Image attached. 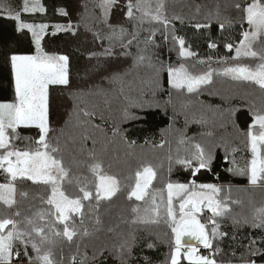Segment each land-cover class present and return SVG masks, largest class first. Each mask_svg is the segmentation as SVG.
<instances>
[{
    "label": "trees",
    "instance_id": "obj_1",
    "mask_svg": "<svg viewBox=\"0 0 264 264\" xmlns=\"http://www.w3.org/2000/svg\"><path fill=\"white\" fill-rule=\"evenodd\" d=\"M27 1L0 0V103L17 101L13 57L36 54L20 25H47L42 48L67 58L68 82L48 88L45 147L83 214L70 219L73 237L50 235L60 229L50 186L16 181V202L0 200V237L8 238L0 264H188L178 260L169 211L188 215L180 204L204 186L219 188L220 212L199 221L209 264H264V122L255 123L264 119V83L222 75L264 68V29L254 53L237 56L264 0H37L43 11L33 15ZM180 65L208 79L178 90L169 72ZM7 135L0 190L9 174L2 160L40 149L37 127ZM149 168L155 180L138 202L134 186ZM104 176L117 181L110 199L98 192ZM170 187L185 191L172 204ZM137 216L143 226L129 223Z\"/></svg>",
    "mask_w": 264,
    "mask_h": 264
},
{
    "label": "rangeland",
    "instance_id": "obj_2",
    "mask_svg": "<svg viewBox=\"0 0 264 264\" xmlns=\"http://www.w3.org/2000/svg\"><path fill=\"white\" fill-rule=\"evenodd\" d=\"M42 11L43 6L40 1L30 0L24 5V12L28 15L37 14ZM251 22L254 23V32L249 36L245 35L244 43L237 52L239 59L248 58L254 53V46L259 37L257 33L264 29V11L259 10L257 6L252 10ZM23 23L20 25V29L27 30L32 35L36 54L34 56H16L12 59V66L15 69L14 81L17 91V101L14 103H0V149H5L9 145L8 131H13L19 127H37L41 131V139L38 142L40 149L30 152H11L7 155L11 163L17 165L15 170L8 171L9 174L6 177L7 184L0 190V194L5 198H0V200L4 203L16 202L17 192L15 194V191L17 189L16 181L18 180L29 179L33 184L50 186V203L55 209L53 213L55 219L60 223V229L50 230L48 234H57L56 232L64 229L66 236L71 238L73 237V233L68 228L70 219L80 217L83 214V203L80 199H72L65 195L62 183L66 178L67 172L62 162L57 160L54 154L50 153L45 147L48 131V88L51 84H67L68 60L65 56H55L44 52L42 43L49 28L47 25ZM186 55L190 57L189 54L186 53ZM222 75L235 79L264 81V68H260L258 72L243 67L227 68L222 72ZM207 79L208 77L206 76L198 77L196 73L187 70L182 65L174 67L169 72L170 83L178 90H193ZM263 122L264 119L255 120L256 124L261 125ZM24 158L30 160L25 164L26 170L18 171V164ZM96 167L100 166L96 165ZM253 167L254 174L257 175L260 168L259 162H256ZM154 180L155 173L150 168L146 169L136 180L133 196L138 202H142L148 197L149 188ZM117 189L118 185L115 178H110L109 176L99 178L98 192L102 198H112ZM218 189L216 186H204L200 190H194L189 194L187 196L189 198L188 201L183 205L180 204L181 208L185 211L190 210L188 215L181 216L170 209V218L173 220L175 226L176 244L181 247L177 251L178 260H181V257H183L188 264H209L210 260L206 252H208L207 249L210 247V241L207 240L205 231L199 221L203 220L202 217L205 213H210L214 216L220 212V204L217 200ZM184 193L185 191L180 187H170L168 195L171 204ZM13 196L14 199L12 201L6 200V198L11 199ZM108 212L111 213L112 211ZM185 217V220H181ZM90 220L92 222L96 221L95 218L94 220L92 218ZM118 220L119 217H116V221ZM129 221L130 219L126 217L124 222ZM111 222L113 224L116 223L112 220ZM129 223L142 225L141 219L138 216L136 218L132 217V221ZM191 235H193L192 237L195 241L189 243L188 239ZM0 240L3 247L7 245L8 238L0 237ZM189 244L200 245L202 248L183 246ZM8 250L9 248L6 249V253Z\"/></svg>",
    "mask_w": 264,
    "mask_h": 264
},
{
    "label": "water",
    "instance_id": "obj_3",
    "mask_svg": "<svg viewBox=\"0 0 264 264\" xmlns=\"http://www.w3.org/2000/svg\"><path fill=\"white\" fill-rule=\"evenodd\" d=\"M262 83H264L263 80H260ZM30 160L28 158H24L22 160H20L19 164H18V171H22V170H26V163H28ZM16 165L17 164H13L11 163L10 159L7 158V159H4L2 160V166L3 168L8 172V171H12V170H15L16 169ZM193 235H191V237H189V243L195 241V239L193 240ZM183 246H190V247H193V248H202L200 245H196V244H189V245H183ZM180 247V246H179Z\"/></svg>",
    "mask_w": 264,
    "mask_h": 264
},
{
    "label": "crops",
    "instance_id": "obj_4",
    "mask_svg": "<svg viewBox=\"0 0 264 264\" xmlns=\"http://www.w3.org/2000/svg\"><path fill=\"white\" fill-rule=\"evenodd\" d=\"M28 58V57H27ZM14 68V67H13ZM14 78H15V69H14Z\"/></svg>",
    "mask_w": 264,
    "mask_h": 264
}]
</instances>
